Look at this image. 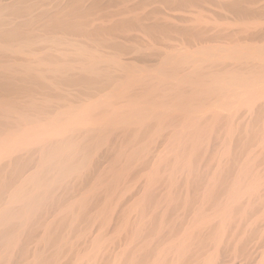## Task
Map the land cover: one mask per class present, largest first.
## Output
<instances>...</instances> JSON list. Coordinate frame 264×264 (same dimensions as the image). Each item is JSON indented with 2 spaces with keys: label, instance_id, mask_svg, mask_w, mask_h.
<instances>
[{
  "label": "bare ground",
  "instance_id": "1",
  "mask_svg": "<svg viewBox=\"0 0 264 264\" xmlns=\"http://www.w3.org/2000/svg\"><path fill=\"white\" fill-rule=\"evenodd\" d=\"M0 264H264V0H0Z\"/></svg>",
  "mask_w": 264,
  "mask_h": 264
},
{
  "label": "rangeland",
  "instance_id": "2",
  "mask_svg": "<svg viewBox=\"0 0 264 264\" xmlns=\"http://www.w3.org/2000/svg\"><path fill=\"white\" fill-rule=\"evenodd\" d=\"M165 50H162L161 53H164Z\"/></svg>",
  "mask_w": 264,
  "mask_h": 264
}]
</instances>
